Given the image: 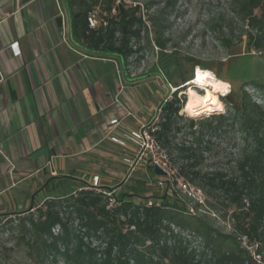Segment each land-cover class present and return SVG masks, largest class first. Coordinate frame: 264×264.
<instances>
[{
	"label": "trees",
	"instance_id": "16d2710c",
	"mask_svg": "<svg viewBox=\"0 0 264 264\" xmlns=\"http://www.w3.org/2000/svg\"><path fill=\"white\" fill-rule=\"evenodd\" d=\"M63 2L71 37L85 53L115 58L123 67L137 52L130 43L140 38L145 27L138 5L123 0ZM230 8L246 27V53L263 54L264 0H232ZM162 34L157 31L153 43L164 51ZM233 55L237 57V53ZM191 79L189 73L180 75L177 90ZM255 86L264 90L263 85ZM178 93L160 104L157 122L148 127L177 176L203 191L205 203L190 209L175 190L171 197H145L142 181L138 187L120 192L112 204L113 197L103 191L114 188L70 190L71 178L51 177L39 190L47 194L41 205L32 203L16 213H27L19 219L21 232L28 236L27 257L39 264H58L59 259L62 264H264V110L241 89L237 95L230 93L221 99L228 109L212 117L213 122L188 118L187 125L181 126L185 97ZM225 126L240 136L238 157L229 173L205 166L210 149L204 132ZM185 135L190 141L179 137ZM147 172L154 176L153 168L148 167ZM164 183L166 190L172 186L169 181ZM65 188L68 192L59 194ZM136 199L140 201L136 203ZM148 199L160 202L148 206ZM201 207L206 210L203 215L190 211ZM33 209L35 215L30 213ZM210 210L230 212L229 233L209 223ZM13 214H0V220ZM189 235L200 239L198 247L192 245Z\"/></svg>",
	"mask_w": 264,
	"mask_h": 264
},
{
	"label": "crops",
	"instance_id": "0c3cea01",
	"mask_svg": "<svg viewBox=\"0 0 264 264\" xmlns=\"http://www.w3.org/2000/svg\"><path fill=\"white\" fill-rule=\"evenodd\" d=\"M117 65L75 44L63 0H0V197L29 171L40 174L32 192L62 176L77 189L124 186L135 152L125 136L150 118L155 95ZM118 108L131 115L110 126Z\"/></svg>",
	"mask_w": 264,
	"mask_h": 264
},
{
	"label": "rangeland",
	"instance_id": "374dc122",
	"mask_svg": "<svg viewBox=\"0 0 264 264\" xmlns=\"http://www.w3.org/2000/svg\"><path fill=\"white\" fill-rule=\"evenodd\" d=\"M128 5H138L140 13L145 20V27L142 28L140 38L132 40L131 46L137 52L131 56L126 64L122 67L121 63L115 58H109L117 62L116 72L120 69L121 77L131 80L136 85L148 84L150 90L155 96L150 97L152 114L150 118L143 122L144 126L157 122V110L160 104L169 98L170 90L168 84L176 86V81L180 75L189 73L193 77V68L200 65L202 68L213 70L217 77L231 83V93L237 95L242 89L245 91L252 101L257 103L264 110V90L257 88L255 85L264 86V53L259 54L255 51L246 53L245 45V25L239 21L231 12L232 0H123ZM160 31L163 41L165 42V50L161 51L153 43L155 33ZM237 53V57L231 54ZM232 57V58H231ZM157 72L158 75L153 73ZM249 83L251 85H244ZM180 86L177 90L178 97H183L188 85ZM139 87V86H138ZM191 87H195L191 85ZM175 93V92H174ZM173 94V93H171ZM185 97L184 104L187 97ZM226 97H221L224 99ZM143 99V98H142ZM143 101V100H142ZM148 100H144L146 104ZM224 103V102H223ZM183 104V106H184ZM143 105V103H142ZM225 114L228 106L224 103ZM182 118L180 125L184 126L188 123L189 117L180 112ZM218 114L208 116L202 113L199 117L193 119H203L213 122L212 117ZM194 129L199 130V126ZM204 142L209 146L210 151L205 154L207 160L205 166L209 170L217 169L227 173L232 171L234 162L238 157V149L240 147L239 133L225 126L219 131L204 132ZM184 141H190V137L185 135L179 136ZM5 172V168H2ZM40 174L35 171H29L28 175L18 182L15 178V185L11 186L5 194L0 197V203L4 208V213L13 214L7 218L0 220V264H39L34 257L29 258L25 253L26 242L28 236L21 232L19 228V219L27 217V213H19L28 209L32 203L40 206L45 196V192L41 193L33 188V182L37 180ZM184 181L183 178L178 177ZM145 181V197L172 196V190L177 192V197L186 203L190 209H194L197 203L195 199L188 197L185 193L178 190L175 184L166 190V179L154 174L153 177L141 168L136 175H133L124 182V186L120 190L113 189V197L122 192L129 191L131 188L139 186V182ZM158 181H163L162 185ZM4 187L10 186L8 177L2 178ZM185 182V181H184ZM186 183V182H185ZM114 182L112 183V185ZM44 185V184H43ZM42 185V186H43ZM77 185L70 184V190L78 191ZM190 186V185H189ZM110 187V186H109ZM191 189L200 190L193 186ZM67 188L59 194H66ZM201 191V190H200ZM202 201L205 203L206 197L201 191ZM54 195V194H52ZM140 200L136 199L138 203ZM147 201L159 203L160 199H148ZM146 201V202H147ZM196 215H203L205 208L200 210H190ZM31 214H36L33 209ZM230 212L226 214L224 211L210 210L207 211L209 223L225 233L231 231ZM175 231L177 229L173 227ZM57 232V229H54ZM183 235H187L184 233ZM193 246L200 245V239L189 235ZM58 264H62L59 259ZM48 264V263H45Z\"/></svg>",
	"mask_w": 264,
	"mask_h": 264
},
{
	"label": "built area",
	"instance_id": "2783aa9c",
	"mask_svg": "<svg viewBox=\"0 0 264 264\" xmlns=\"http://www.w3.org/2000/svg\"><path fill=\"white\" fill-rule=\"evenodd\" d=\"M92 19V25H95L96 21L94 20V17ZM164 101H166V99ZM124 108L122 110H119L118 108V116L110 120V126L117 127L119 125V118L131 115V111L129 109L125 110ZM159 113L160 108L158 107L157 115H159ZM110 139L115 143L123 145L122 142H119L114 137H111ZM125 139L131 141L135 145L134 155L128 161V170L125 179L130 178L133 173L137 172L138 170H141V168L144 170H147L148 167H151L153 169L158 168L164 172V176L160 177L166 179V181H169V183L171 184H175L178 190L185 193L188 197L195 199L197 203H203L201 191L191 189L189 184L185 183L182 179L178 178L176 169L171 166L170 161L165 152L161 150V148L152 138L148 126H140L136 132H132L131 134L125 136ZM162 183L163 182L158 181L159 185H162ZM91 187L100 188L95 185ZM96 190L100 191L99 189ZM103 193L109 197H113L114 191L105 190L103 191ZM110 201L112 204H115L114 197L111 198ZM146 204L150 206L152 202L147 201Z\"/></svg>",
	"mask_w": 264,
	"mask_h": 264
},
{
	"label": "clouds",
	"instance_id": "9594fccd",
	"mask_svg": "<svg viewBox=\"0 0 264 264\" xmlns=\"http://www.w3.org/2000/svg\"><path fill=\"white\" fill-rule=\"evenodd\" d=\"M12 50L15 55H19V47L16 43L12 44ZM187 85L195 87H187L186 92L182 94L187 97L182 114L195 118L202 113L211 116L225 111L221 97H227L231 93L232 86L230 82L218 78L213 70L195 65L193 77L186 82L185 87ZM169 90V99H171V93L177 92V87L170 84Z\"/></svg>",
	"mask_w": 264,
	"mask_h": 264
},
{
	"label": "water",
	"instance_id": "95a60500",
	"mask_svg": "<svg viewBox=\"0 0 264 264\" xmlns=\"http://www.w3.org/2000/svg\"><path fill=\"white\" fill-rule=\"evenodd\" d=\"M153 172L157 176H164V172L162 170L158 169V168H154Z\"/></svg>",
	"mask_w": 264,
	"mask_h": 264
},
{
	"label": "bare ground",
	"instance_id": "6f19581e",
	"mask_svg": "<svg viewBox=\"0 0 264 264\" xmlns=\"http://www.w3.org/2000/svg\"><path fill=\"white\" fill-rule=\"evenodd\" d=\"M188 87H191V85H188ZM186 103V102H185Z\"/></svg>",
	"mask_w": 264,
	"mask_h": 264
}]
</instances>
